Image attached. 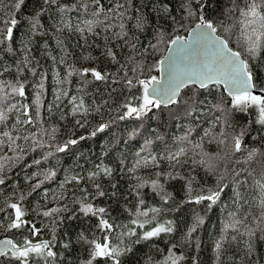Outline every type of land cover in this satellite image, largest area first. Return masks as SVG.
<instances>
[{"label": "trees", "instance_id": "trees-1", "mask_svg": "<svg viewBox=\"0 0 264 264\" xmlns=\"http://www.w3.org/2000/svg\"><path fill=\"white\" fill-rule=\"evenodd\" d=\"M119 2L125 3V0ZM18 3L19 0H0V87L8 94L2 105L7 119L0 123V134L10 131L13 137H21L16 140L19 147L15 151L9 149L0 153V157H14L6 161L3 171H0L4 180L0 184V223L10 221L4 220L3 208L12 211L10 205L13 203L20 204L25 211L23 218L28 223L18 228V234L15 229L8 231L0 225V236L11 234L21 244L26 239L51 242L45 251H52L54 256L30 253L27 264H50V261L53 264H85L93 248L89 242L104 240L105 236H109L113 244L122 242L121 246H131L132 251L120 257L121 264H164L170 251L173 257H183L178 264H264V231H261L264 221L260 220L259 189L255 183L257 180L264 182L261 176L264 171V125L257 123V109L250 107L246 112L236 111L232 98L223 88L217 91L214 87L205 90L190 86L181 91V96L197 92V99L205 101L201 106L203 111L198 108L187 115L182 109L178 111L176 105H161L143 118L133 115L120 119L127 111L124 105L130 102L132 106H138L140 101L131 98L143 95V86L136 83L135 78L134 87L126 85V80L133 77L132 69L136 62L144 64L139 79L159 74V69L153 65L164 55L168 44L155 51L150 47L157 43V30L162 29L166 33L165 38L171 39L176 35H186L197 22L195 17L181 21L183 0H128L123 20L108 13L117 0H100L99 4L95 0H23L17 8ZM236 3L244 6L243 0H236ZM101 6L104 12L97 17L94 13ZM228 6L230 0H207L205 16L230 24L232 21L224 15ZM194 7L198 6L194 3ZM105 15L110 17L106 23L116 25L114 29L105 31L101 24L92 32L87 31L83 21L104 20ZM235 15L239 16V12ZM138 17L144 18L142 28L136 26ZM171 17L184 23L185 27L174 31ZM34 18L39 20L35 28L32 26ZM11 19L17 21L15 26L5 24ZM121 22L125 24L127 35L118 37ZM81 26L85 27L83 33L77 31ZM6 27H13L10 40L4 31ZM133 43L136 44L134 50L131 47ZM230 46L242 49L243 38L239 36V28L233 29ZM109 51L115 54L117 62L108 55ZM129 58L133 59L130 61ZM250 64L255 83L264 88V53L255 60L250 59ZM121 65L126 67L127 75L121 70ZM70 68L76 71L69 76ZM85 68H94L107 76L96 80L91 72L83 73ZM18 82L25 85L24 97L11 91ZM41 82L44 88L37 121L33 100ZM60 94L61 98L57 99ZM69 102L87 105L84 112L87 122L81 131L69 119ZM221 102L226 110L231 111L228 123L220 111L212 108ZM11 104H17L19 111L13 109L8 112ZM24 104L29 105L28 115L37 121L36 130L32 124L16 123L17 116L20 120L27 118L21 108ZM216 117L221 119L217 125H212V119L216 120ZM101 124L109 126L96 131ZM190 127L195 128L190 135L193 144L200 143L199 138L204 131L210 130L211 135L203 141V151L209 156L227 152L226 159L240 161L239 164H227V175L223 181L219 177L225 172V161L213 160L216 168L209 171L204 165L193 163V160H208L209 157L203 156L200 149H194L193 144L177 139ZM41 129L45 130L43 134ZM241 129L245 131L242 151L232 155V137ZM133 130H137L135 135H131ZM94 131L96 135L93 136L91 133ZM32 133H36L35 142ZM24 136H29V139L24 140ZM73 139L78 142L70 144L64 152L56 151L58 146L63 147ZM210 139L216 147L208 142ZM219 139H224L225 143L219 144ZM4 140L2 148L6 149L8 141L7 138ZM147 141L151 143L146 144ZM23 142L26 144L21 145ZM179 147H185L186 155L178 158L179 164L175 160L169 161V153H175ZM252 149L258 150L256 157L245 162L243 158ZM49 152L52 155H48ZM150 155L156 160L149 158ZM105 167L111 169V175L104 174L102 169ZM233 168L248 171L236 177ZM50 171H54L55 176L44 180L39 188L33 190V186L44 179L43 174ZM93 172L99 174L89 178ZM37 173L41 175H35ZM169 173L171 176L167 175ZM235 180L241 183L238 185ZM151 181H157L162 189H154ZM140 184L144 186L138 188ZM223 184L227 187L215 203L207 200L195 202L196 196L208 195L209 190L218 191ZM100 191L104 195H99ZM237 191L243 199L236 197ZM165 195L169 196L167 200L163 199ZM82 201L105 208L101 218L113 224V228L98 227L101 218L82 212ZM55 208L61 211L43 215ZM150 208L161 209L157 214L149 212L147 219L152 220L150 224L140 228L131 223L137 219V209L147 211ZM230 213L236 215L230 216ZM196 217L202 218L203 222L186 239ZM237 219L243 224L236 228L226 227ZM166 221L173 222V232L135 243L144 231ZM33 226L38 230L36 234ZM130 229H135L136 235H120ZM247 230H254L255 235L250 237ZM221 237H224L222 241ZM217 241L222 243L219 257L215 249ZM249 242L253 245L251 254ZM8 256L0 257V264H24L22 259ZM93 264H113V261L96 258Z\"/></svg>", "mask_w": 264, "mask_h": 264}, {"label": "snow or ice", "instance_id": "snow-or-ice-1", "mask_svg": "<svg viewBox=\"0 0 264 264\" xmlns=\"http://www.w3.org/2000/svg\"><path fill=\"white\" fill-rule=\"evenodd\" d=\"M23 3V0H19V3L16 5L18 8L20 4ZM96 4L100 3V0H95ZM125 3H128V0H125ZM125 3H120L117 0L115 5L108 9V13L114 14V16L119 17L121 20L125 18L127 13V8H125ZM197 5L198 7H194ZM243 7L237 5L236 0H230V6L224 9V15L228 20H231L232 23L226 24L224 20H214L206 18L205 16V7L207 6V0H183L182 8L184 15L181 17V21H187L195 17L196 24L195 27H192L190 30V35L188 37H182L179 35L174 36V38L166 39V33L160 29L157 30V43L155 45H150V47L155 51L158 50L161 45L171 44L174 45V48H168V55L164 56L162 59L158 60L153 67L159 68L162 70L163 75L158 79L156 76H151L150 79H139V75L143 74L144 64L142 61L136 62V65L133 67V77L126 80V85L129 88L134 87L133 79H136V83L143 86V95L141 97H132L131 99H138L140 103L138 106H132L129 102L124 105L127 108L126 113L120 117L121 120L125 116L135 115L137 118H143L147 116L153 108L159 109L161 105H176L177 110H183L185 114L191 115L193 112H196L199 108L203 111V106L205 101H200L197 99V92L193 91L191 95L181 96V91L190 86H198V89L210 90L215 88L219 91L221 88L227 90L228 96L232 98V106L236 111L246 112L250 107H255L258 112L257 123L264 125V88H259V86L254 81V74L252 70V65L250 64V59L255 60L261 57V54L264 53V0H243ZM124 9V11H121ZM104 12L103 6L99 8L97 12L94 13L95 16L99 17L101 13ZM239 12V16H236L235 13ZM110 19L109 15L104 16V20L95 19V20H85L83 24L85 25L88 32H92L94 28L98 25L103 24L105 31L115 27L116 25L112 23H106ZM174 22V31H179L185 27V24L181 21H176L175 17H171ZM10 23L12 26H15L17 21L11 19L10 21H5V24ZM39 23L38 18L33 20V28L37 27ZM144 24V18L138 17L136 19V26L142 28ZM85 27H78L77 31L83 33ZM120 32L117 33L118 37L126 36L127 32L125 31V24H119ZM239 28V36L243 38V47L242 49H234L231 45V37L233 34V29ZM7 34V39L12 38L13 27H6L4 30ZM132 49L136 48V44L131 45ZM148 49L145 48L144 52L147 53ZM108 55L112 57L115 61V54L111 51L108 52ZM143 55V53H142ZM130 61L133 58H129ZM165 65H167L165 67ZM121 70L125 71L127 75V69L124 65H121ZM19 71V69H18ZM75 69L70 68L68 75L70 76ZM91 72L96 80H103L106 78V74H102L96 69H83V73ZM35 70L33 69V74ZM162 81V82H161ZM60 81H58L59 83ZM44 88L43 82L37 86V91L35 98L33 100V106L36 111L37 121L40 116V109L42 107V90ZM258 89L259 94H256L254 90ZM12 93L17 94L21 97L25 96V85L23 82H18L17 85H13L11 89ZM191 91V89H190ZM8 98V94L4 93L3 88L0 87V123H3L7 119V113L3 110L2 105ZM59 99V96H57ZM75 99V98H73ZM81 105H78L73 108V113L77 111V108H81ZM24 115L27 117L24 120H20L19 116L16 118L17 124H34L37 121H34L33 118L28 115L29 105H21ZM212 108L220 111L222 113V118L225 123H228L231 116V111L226 110L223 106V102L212 105ZM13 109L17 108V104H11L8 107V112H11ZM50 110V109H49ZM86 111V110H85ZM221 117H216V121H219ZM79 124V121H77ZM83 127V125H80ZM108 124H101L96 131H103L107 128ZM16 125H13L15 128ZM45 130L41 129V134ZM55 129H53V132ZM96 131L92 132L91 135H96ZM137 130H133L131 135H135ZM195 131V128H189V130L181 137L177 139L182 143L193 144L190 139V135ZM211 135L210 130H205L204 135L201 136L200 143L193 144L194 149H200L201 154L205 157H209L208 160L201 159L200 161L193 160V163H199L204 165L207 170L214 171L216 168L213 160L225 161V172L220 174L219 180L223 181L227 175V164H239V160H228L226 159L229 153L225 152L224 155L217 153L215 156H209L207 152L203 151V141L205 137ZM223 136V133L220 134ZM245 135L244 129H241L239 134L232 137V155L237 152L242 151V140ZM31 137L35 142L36 133H32ZM7 138L8 146L10 150L15 151L16 140L21 139L20 136L13 137L10 131L3 132L0 134V148L3 147L5 140ZM24 140H28L29 136H24ZM54 139V137H53ZM84 139V137H80ZM212 139H215L213 137ZM212 139L208 142L211 143ZM78 141L73 139L67 141L63 147H57V152H64L70 144L74 145ZM219 144H224V139H219L217 141ZM147 143H151L147 141ZM256 149L249 150L247 156L244 157V161H252L257 155ZM48 155H52L49 152ZM186 155L185 147H179L178 151L175 153H169V161L175 160L177 164L180 163L178 159L181 156ZM14 157H0V171H3L5 162L13 160ZM18 159V157H15ZM153 161L156 160L155 156H152ZM36 164H39L40 161H34ZM146 163V161H145ZM139 164V162H138ZM99 167V166H98ZM105 175H111V169L103 168L102 169ZM131 171H134L132 169ZM247 169H240L237 171L233 168V172L236 177H239L241 172H246ZM98 172L90 173L89 178H94L98 175ZM35 175H41L37 173ZM160 175V174H158ZM171 176V174H167ZM177 175H179L177 173ZM44 179L39 180L34 186L33 190L39 188L44 180L51 179L55 176L54 171L43 174ZM262 178H264V171L261 173ZM76 179V177H72ZM239 185L241 181L235 180ZM4 180L0 177V184H3ZM259 189V199L258 207L260 208V220L264 221V182L261 180L255 181ZM152 187L154 189H162V185L158 184L157 181H151ZM143 184L138 185L137 187H143ZM99 189V186H96ZM227 187V184H223L219 187L218 191L209 190L208 195H199L196 196L195 202L200 203L201 201L207 200L211 203H215L220 198V194L223 189ZM189 192H191V182L189 181ZM99 195H104L102 191L99 192ZM236 197L243 199L239 191L236 192ZM168 195H165L163 199L167 200ZM23 196H21V200ZM82 203L81 211L85 214L92 215H101L106 212L105 208H95L91 203ZM143 203V200L140 201ZM12 209L15 210V219L8 225L9 228H20L28 222L23 220L22 217L25 215V211L22 210L21 206L18 203H13L10 205ZM61 209L55 208L43 213L44 216H50L55 212H59ZM161 211L158 208H150L147 211H140L137 209L136 216L137 219L131 221L133 225H138L140 228H144L145 224H150L151 219H147L149 212L157 214ZM248 214H251L250 212ZM230 216H235V213H230ZM140 217H145L146 219L140 220ZM154 219V216H153ZM203 222L202 218L196 217L194 224L189 229L186 239L191 237V234L196 231V228ZM243 224L242 220H234L233 224L227 225L226 227L236 228L238 225ZM259 226V225H258ZM98 227L103 229H112L113 224L109 223L108 220L101 218ZM35 230L34 226L33 229ZM174 231L173 222L166 221L164 224H157L155 227H152L150 230L144 231L142 237L138 238L135 243H139L140 239H150L153 237H158L161 233H171ZM261 231H264V228H261ZM247 234L251 237L255 235L254 230H247ZM121 236L136 235L135 229H130L127 233H121ZM83 238V237H81ZM224 237H221V241ZM235 239V237H233ZM221 241H217L215 249L217 256L219 257L220 250L222 248ZM50 241H42L41 243L32 244L31 241L25 240L27 247H23L17 244H14L12 241L0 242L3 245V248H0V255H8L9 251L11 255L23 260L24 264H27V258L30 253H35L37 256H48L52 257L55 255L52 251H45L49 248ZM93 245L92 251L90 253V259L85 262V264H93V260L96 258H110L113 261V264H121L120 257L126 255L132 251L130 245L121 246V243L113 244L110 242L109 236H105V242L101 243L96 240L90 241ZM175 247V246H173ZM249 254L253 251V245L251 242L248 244ZM183 259V257H173L171 251L169 252L168 257L165 258L164 264H178V261Z\"/></svg>", "mask_w": 264, "mask_h": 264}, {"label": "rangeland", "instance_id": "rangeland-1", "mask_svg": "<svg viewBox=\"0 0 264 264\" xmlns=\"http://www.w3.org/2000/svg\"><path fill=\"white\" fill-rule=\"evenodd\" d=\"M81 27H82V26H81ZM114 28H115V27H113L112 29H114ZM168 45H169V44H168ZM117 61H118V60H115V62H117ZM154 76H158V75H154ZM149 79H150V78H149ZM256 94H259V91H258ZM59 98H61V94L59 95ZM56 100H57V99H56ZM4 103H5V102H4ZM69 105H71V107L69 108V111H71V115L69 116V119L72 121L73 125L75 126V128H76L78 131L83 130L84 127L86 126V122H87V118H86V116H85V114H84L87 105H86L85 103H82V107H81V108H77V111H76L75 113H73V108L76 107V106H78V105H81V104L74 105L72 102H69ZM30 116H31V115H30ZM63 118H65V117L63 116ZM34 120H35V119H34ZM65 120H67V119L65 118ZM35 121H36V120H35ZM77 121H79V124L77 123ZM211 124H212V125H217V121L214 120V119H212ZM80 125H83V127H81ZM31 126L34 128V130L37 129V123H34V124H32ZM24 144H26V142L21 143V145H24ZM212 144H214V147H216L214 142H212ZM214 147H213V148H214ZM9 149H10L9 146L6 147V149H4V148H0V153H2V152H7ZM151 157H152V155L149 156V158H151ZM3 228H5V227H3Z\"/></svg>", "mask_w": 264, "mask_h": 264}, {"label": "flooded vegetation", "instance_id": "flooded-vegetation-1", "mask_svg": "<svg viewBox=\"0 0 264 264\" xmlns=\"http://www.w3.org/2000/svg\"><path fill=\"white\" fill-rule=\"evenodd\" d=\"M20 205V204H19ZM93 205V204H92ZM94 207H95V205H93ZM95 208H98V207H95ZM5 210V214H4V220L6 221V220H10V221H8L7 223L6 222H2V223H0V225L1 226H3V227H5V229H8V231L11 229V230H13V229H15V232H16V234H18V228H9L8 227V225L15 219V210L14 209H12V211H10V210H8L7 208H3V211ZM100 218H101V215H98ZM22 219L23 220H25V218H23L22 217ZM26 221V220H25ZM35 234H36V231H35ZM4 236H10L11 238H12V240L16 243V244H18V245H21V243L16 239V238H14L11 234H3L2 236H0V238L1 237H4ZM109 239H110V237H109ZM38 241H40V240H35V241H31V242H38ZM98 242H101V243H104L105 242V239L104 240H99ZM25 243V242H24ZM23 244V243H22ZM8 255L9 256H12L11 255V252L9 251V253H8ZM3 256H6V255H0V257H3ZM8 256V257H9ZM50 264H51V261H50Z\"/></svg>", "mask_w": 264, "mask_h": 264}, {"label": "water", "instance_id": "water-1", "mask_svg": "<svg viewBox=\"0 0 264 264\" xmlns=\"http://www.w3.org/2000/svg\"><path fill=\"white\" fill-rule=\"evenodd\" d=\"M196 24V23H195ZM195 24L192 26V27H195ZM191 27V28H192ZM191 28L188 30V32H187V34L186 35H183L182 37H188L189 35H190V30H191ZM175 46L174 45H171V44H169L168 45V47H167V49L168 48H174ZM167 49H166V51H165V53H164V55L161 57V59L164 57V56H166V55H168L169 53H168V51H167ZM167 65H165V67H166ZM159 69V68H158ZM163 75V72H162V70L161 69H159V74H158V76H156L158 79L161 77ZM107 76V75H106ZM162 82V81H161ZM226 92H227V90H225ZM256 93L258 92V89H256V90H254ZM163 105V104H162ZM163 106H165V105H163ZM101 208V207H100ZM4 241H12L14 244H16L13 240H12V238L10 237V236H4V237H1L0 238V242H4ZM42 241H48V240H40V241H38V242H32V244H37V243H41ZM18 245V244H17ZM20 246H23V247H27L28 245H26L25 243H23V244H21ZM0 248H3V245L2 244H0ZM51 264H53V263H51Z\"/></svg>", "mask_w": 264, "mask_h": 264}, {"label": "bare ground", "instance_id": "bare-ground-1", "mask_svg": "<svg viewBox=\"0 0 264 264\" xmlns=\"http://www.w3.org/2000/svg\"><path fill=\"white\" fill-rule=\"evenodd\" d=\"M239 3V2H238ZM86 17V16H85ZM94 18V17H93ZM76 33V32H75ZM64 58V57H63ZM58 60V59H57ZM51 63V62H50ZM60 63V62H59ZM51 67V66H50ZM30 112V111H29ZM161 120V119H160ZM162 126V125H161ZM168 127H169V125H168ZM174 127V126H173ZM173 129V128H172ZM167 132V131H166ZM167 133H169V132H167ZM165 135V134H164ZM170 141V140H169ZM167 143V142H166ZM168 145V144H167ZM169 145H171V144H169Z\"/></svg>", "mask_w": 264, "mask_h": 264}]
</instances>
